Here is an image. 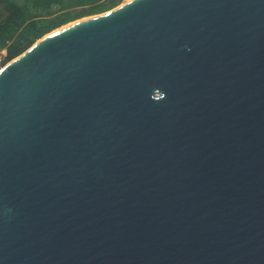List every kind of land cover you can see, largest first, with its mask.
Instances as JSON below:
<instances>
[{
	"label": "water",
	"instance_id": "obj_1",
	"mask_svg": "<svg viewBox=\"0 0 264 264\" xmlns=\"http://www.w3.org/2000/svg\"><path fill=\"white\" fill-rule=\"evenodd\" d=\"M0 264H264V0H126L7 62Z\"/></svg>",
	"mask_w": 264,
	"mask_h": 264
},
{
	"label": "trees",
	"instance_id": "obj_2",
	"mask_svg": "<svg viewBox=\"0 0 264 264\" xmlns=\"http://www.w3.org/2000/svg\"><path fill=\"white\" fill-rule=\"evenodd\" d=\"M122 0H0V45L11 60L55 28L108 11Z\"/></svg>",
	"mask_w": 264,
	"mask_h": 264
},
{
	"label": "built area",
	"instance_id": "obj_3",
	"mask_svg": "<svg viewBox=\"0 0 264 264\" xmlns=\"http://www.w3.org/2000/svg\"><path fill=\"white\" fill-rule=\"evenodd\" d=\"M10 60H8L7 48L0 45V69Z\"/></svg>",
	"mask_w": 264,
	"mask_h": 264
},
{
	"label": "rangeland",
	"instance_id": "obj_4",
	"mask_svg": "<svg viewBox=\"0 0 264 264\" xmlns=\"http://www.w3.org/2000/svg\"><path fill=\"white\" fill-rule=\"evenodd\" d=\"M124 1H126V0H122L120 3L124 2ZM120 3H118V5H119ZM118 5H117V6H118ZM115 7H116V6H115ZM82 18H83V17H82ZM79 19H80V18H79ZM76 20H77V19H76Z\"/></svg>",
	"mask_w": 264,
	"mask_h": 264
}]
</instances>
